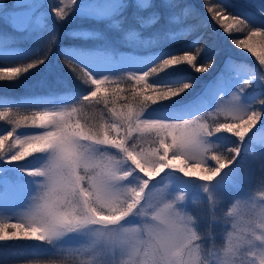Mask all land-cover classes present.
I'll use <instances>...</instances> for the list:
<instances>
[{
	"label": "snow or ice",
	"instance_id": "1",
	"mask_svg": "<svg viewBox=\"0 0 264 264\" xmlns=\"http://www.w3.org/2000/svg\"><path fill=\"white\" fill-rule=\"evenodd\" d=\"M205 6L231 45L250 53L258 67L226 56L219 71L195 91V74L214 67L218 50L207 52L203 34L184 39L200 27L183 24L187 6L171 16L174 28L151 38L123 28L127 0H48L46 8L45 0H16L4 12L11 28L33 44L21 49L15 38L0 36L3 83L17 84L46 63L58 40L49 11L57 23L107 22L122 32L121 42L129 49L119 50L100 31L77 27L65 36L103 41L59 48L57 55L80 81L77 88L27 99L0 97V122H6L0 128V242L23 243L27 264H57L69 254H86L94 245L91 226L120 220L133 208L140 186L145 193L159 187L188 194L186 184L177 187L176 182L193 180L199 191L191 199L199 201L202 190L207 198L221 197L235 183L256 130L264 132V0H247L246 6L206 0ZM133 7L141 27L159 19L157 13L139 14L152 7L151 0H135ZM166 7L180 5L167 0ZM79 140L103 149L102 171L89 190L80 188L75 203L67 196H38L37 181L46 174L41 162L58 152L70 165ZM258 143L264 145V135ZM195 161L201 167H185ZM110 182L130 192L127 207L108 195Z\"/></svg>",
	"mask_w": 264,
	"mask_h": 264
},
{
	"label": "clouds",
	"instance_id": "2",
	"mask_svg": "<svg viewBox=\"0 0 264 264\" xmlns=\"http://www.w3.org/2000/svg\"><path fill=\"white\" fill-rule=\"evenodd\" d=\"M77 144L70 165L58 152L41 162L46 174L37 181L38 196H67L75 203L80 188L89 190L92 178L102 171L103 149L85 140ZM185 167L201 165L195 161ZM202 192L207 195L206 190ZM138 193L133 208L120 220L91 226L94 245L86 254H69L57 264H264V180L223 207L222 197L209 196L210 223L205 231L187 207L185 191L154 187L145 193L140 186ZM108 195L127 207L130 192L120 183L110 182ZM217 224L219 239L212 231Z\"/></svg>",
	"mask_w": 264,
	"mask_h": 264
},
{
	"label": "trees",
	"instance_id": "3",
	"mask_svg": "<svg viewBox=\"0 0 264 264\" xmlns=\"http://www.w3.org/2000/svg\"><path fill=\"white\" fill-rule=\"evenodd\" d=\"M16 0H0V36H10L15 38V45L28 47L32 46L33 41L31 39H24V33L15 32L7 20L4 18V12L12 10L13 3ZM162 4L158 6V9L154 12L152 8L147 9L139 13L140 15L147 17L152 13H157L159 19L155 24L149 25L147 27H141L140 24L133 18L131 10L134 8L133 5L135 1L130 0L128 2L129 7L124 12V25L123 28L127 29L129 27L135 28L138 30L142 37L151 38L157 34H160L170 28H174L175 24L171 21V16L187 6L189 8V14L183 16V24L187 25H200L199 29L196 32L191 33L189 36L185 37V40H191L198 35L203 34L204 39L207 41L208 49L207 52L218 50L219 53L225 54L224 45L220 37H224L220 34L221 29L218 25H215V22L211 20V15L207 12L205 2L206 0H175L176 3L180 5L178 9H169L166 7L167 0H161ZM208 3L216 2V0H207ZM237 6H241L244 3H247V0H234ZM246 6V5H244ZM129 18H132L129 20ZM49 23L53 25L58 34V40L56 45L53 47L51 53L48 56V59L44 65L38 66L36 69L32 70L29 74H25L23 79L17 84L3 83L0 82V97H14L17 99H23L25 95L32 94L36 90L47 89L49 91H59L77 88L80 85V81L74 78L72 70L66 66L62 57L58 56V50L61 46H64L66 38H71L75 42L67 43L66 45H80L85 47H91L102 43L103 41H82L74 39L71 36H65L66 32L72 31L78 22H82V25H86L90 30H97L104 34L106 39L110 41L114 46H120L125 49H128L124 46L122 41V32L110 29L107 26V22L104 21H95V20H65L62 23H57L53 13L49 11L48 16ZM240 38H243L242 36ZM206 52V54H207ZM229 56V55H228ZM234 58V57H233ZM218 59V55L216 60ZM224 58L219 61V64H223L222 61ZM234 61H237L234 58ZM240 61V60H238ZM250 61L249 59L245 60V63ZM248 65V64H247ZM8 66H15L11 62L8 63ZM252 66V65H251ZM219 69V68H218ZM78 71V69H77ZM198 83L196 89L198 90L200 84L204 82V79H208L209 72L206 74H195ZM3 105V101L0 100V106ZM6 122H0V128L4 126ZM4 244L8 242H3ZM10 246H15V248H9L6 250V253L2 258H0V264H27L28 253L23 247L21 242H9ZM3 244V245H4ZM4 245V246H9Z\"/></svg>",
	"mask_w": 264,
	"mask_h": 264
},
{
	"label": "rangeland",
	"instance_id": "4",
	"mask_svg": "<svg viewBox=\"0 0 264 264\" xmlns=\"http://www.w3.org/2000/svg\"><path fill=\"white\" fill-rule=\"evenodd\" d=\"M129 1L130 0H127V2H129ZM133 1H135V0H133ZM15 2L13 3V5L15 4ZM47 2H48V0H45V8L47 7ZM151 4H152L151 8L155 12L158 9V6H160L162 4V1L161 0H151ZM246 4L247 3H244L241 6H244ZM134 11H136L135 8H133L131 10V13L133 14ZM143 11H146V10H143ZM143 11H141V12H143ZM131 19L132 18H129V20H131ZM81 23L82 22H78L74 29H76L77 27H84V28L88 29L86 25H82ZM220 34L224 36L222 38L220 37V39L222 40V43L224 45L225 54L223 55L222 53L218 52V59L216 60V64L214 65V67L209 70V76L210 77L207 80H210L219 71V69L222 65V64L221 65L219 64V61L221 60V58L223 59L228 55L234 57L237 61L240 60V61L245 62V60L249 59L250 61L247 62L248 65L258 67V61H256L255 58L252 57L250 53H246V50L239 49L236 46L231 45V43H230L231 38L228 36V34L223 33L222 29H221ZM240 37L241 36H239L237 38H240ZM72 42H75V40H72L71 38H66L63 45L69 46L66 44L72 43ZM93 46H95V45H93ZM93 46H91V47H93ZM15 47H18L21 49H28L31 46L22 47V46L15 45ZM116 47L121 51H128L129 50V49H125V48L120 47V46H116ZM223 62H224V60L222 61V63ZM204 81H206V79H204ZM48 92H50V91L47 89L36 90L32 94L25 95L23 97V99H27L33 95H46ZM58 92L63 94L64 92H66V90H59ZM262 135H264V132H262L260 129H257L256 133H255L254 146L249 149V152L246 156H243L241 158L240 164L237 166L239 169V172H238V176L236 178L235 183L232 186H230L229 188H227L223 193H221V197L223 199V204L221 205V207L226 206L227 203L230 202L234 196L245 194L246 192H248L250 189H252L254 186H256V184L261 180V178H264V145H260L258 143V141ZM233 139H235V138H233ZM169 175H175V174L169 173ZM157 182H159V181H157ZM196 183L197 182L193 181V180H183L182 182L177 181L176 185H177V187H180V186H183V184H186L185 186L187 187L188 194H189V203L187 204V207L198 218L199 229L201 231H205L206 229H208L209 223H210V221H209V205H208L206 194H203L202 192L200 193V196L197 198L199 200V203L193 204L191 202L192 201L191 196L193 194H196L199 191L198 185ZM212 231L217 234V239H219L218 233L220 231V226L218 224L213 225ZM205 243H207V240H205ZM3 244H4L3 242H0V258H2V256H4L7 249L15 248V246H10L9 242L4 244V245H9V246H4ZM23 247H24V245H23Z\"/></svg>",
	"mask_w": 264,
	"mask_h": 264
}]
</instances>
